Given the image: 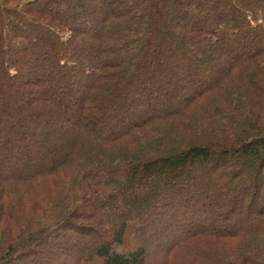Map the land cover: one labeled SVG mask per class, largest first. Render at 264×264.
<instances>
[{
  "label": "trees",
  "instance_id": "16d2710c",
  "mask_svg": "<svg viewBox=\"0 0 264 264\" xmlns=\"http://www.w3.org/2000/svg\"><path fill=\"white\" fill-rule=\"evenodd\" d=\"M39 111L62 129L24 133ZM6 120L0 264H152L158 238L157 264H264V0H0Z\"/></svg>",
  "mask_w": 264,
  "mask_h": 264
},
{
  "label": "rangeland",
  "instance_id": "374dc122",
  "mask_svg": "<svg viewBox=\"0 0 264 264\" xmlns=\"http://www.w3.org/2000/svg\"><path fill=\"white\" fill-rule=\"evenodd\" d=\"M78 1V0H77ZM176 8V7H175ZM174 8V9H175ZM173 9V10H174ZM181 12V13H180ZM94 13H96V11H94ZM180 13V15H179V22H181V25L182 26H184L185 28H186V30L187 29H190V26H192L193 25V23H194V21H193V17L189 14V13H183L182 11H181V9H178V8H176V15L177 14H179ZM229 13V12H228ZM94 16H96V15H93L91 18H89V19H87L86 20V22L87 23H91L92 25L94 24V22H95V20H94ZM212 20V17L209 19H207V20H204L205 21V25L206 26H210L211 25V21ZM89 21V22H88ZM90 24V25H91ZM157 37H159L158 39H154V42H155V46L157 45V46H160V47H162V50H160V51H162L164 54L166 53V51L165 50H163V48L165 49L166 47H168V46H170L171 44H172V42L170 41V39H168L167 37H165L164 35H161V36H157ZM178 43V47H182V44L184 43V40H180V41H178L177 42ZM154 45V43L151 45V47H154L153 46ZM162 45H164V47L162 46ZM90 46V45H89ZM239 51L237 50V51H234V54H237ZM166 55V54H165ZM228 55H231L230 53L228 54ZM192 56H191V52H189V55H186V53L184 52V54H182V60H183V62L186 64V65H189L190 67H192V68H195V66L197 65V64H195V62L194 61H192L190 58H191ZM221 58H222V55H220V56H218L217 58H215V59H208L209 61H210V63H211V67H209V69H208V67L206 68L205 67V70L207 71V69L208 70H210V71H214L215 70V72L218 70V67L220 66V65H222L223 64V62H222V60H221ZM208 61V62H209ZM148 62L150 63V65H152V63H153V59H152V57H149V60H148ZM166 64H168V62H166ZM173 71V70H172ZM176 73L177 72H174L173 74H174V76L176 75ZM56 79V77H55V75L54 74H52V77L50 78V79H47L45 82H44V84L45 85H50L51 83H52V80L53 79ZM160 77H158L156 80V85H159L160 84V86H161V82H162V80H160L159 79ZM152 80H154L155 81V79H152ZM161 81V82H160ZM199 83V82H198ZM41 84H43V83H41ZM43 84V85H44ZM196 85L197 84H195L194 85V87H196ZM20 103H18V105H19ZM67 104H69L68 102L67 103H65V104H63V107H67ZM17 105V104H16ZM67 112H69V115L74 119V116L75 115H77V111H75L73 108L71 109V108H69L68 107V109H67ZM37 114L38 113H34V112H32V115H31V113H29V116H30V118L34 121V124L32 123V124H25V126H23V127H21L22 128V131L25 133V132H28V129H30L31 131L32 130H34V127L33 126H44L41 122L42 121H44V122H49V121H51L53 124H54V126H51V127H54L53 128V130L54 129H57V131H60L61 129H62V122L59 120L60 118L59 117H54V119L52 118V119H50L47 115H44V114H42L40 111H39V114H38V116H37ZM40 116H41V118H40ZM11 122L9 121V120H6L4 123H2V124H0V130H2L3 132H6V131H8V130H11V124H10ZM51 125V124H50ZM29 134V133H28ZM27 136H29V135H27ZM56 143H59L58 141H46L45 143L44 142H41V144H42V146H43V149H42V153H44L46 156L43 158V159H41L42 161H44V162H41L40 160H35L34 161V164L33 163H30L29 161H30V156L29 155H27L28 157H26V160L24 161V164H27V165H25V170H22V172H24V173H27V172H30V171H34L35 169H37V168H40V166L42 167V165H50V167H54L56 164H58L59 163V161H61L62 159H64L65 157H66V155H65V153L62 151V147L64 146L65 148H66V144L68 143H66V142H64V144H63V142H60L59 144V146H57V144ZM49 147H51V150L50 151H48L49 149H47V148H49ZM49 152L48 154H46V152ZM35 163H39V164H35ZM44 167V166H43ZM27 170V171H26ZM2 172H3V169L1 170ZM194 174H195V176H197V177H199V175H200V172H199V170H194V172H193ZM200 181H203V179H201L200 177L198 178ZM197 191H195V193H196ZM195 198L196 199H198L197 198V196L195 195ZM202 198H203V196H202ZM241 198V196H239V199L236 201V203H241L240 202V199ZM228 206V205H227ZM260 207H261V205H259L258 203L257 204H254V205H252V206H250V207H248L247 208V213H246V216L244 217V223H246V222H248L249 220H250V218L253 216L254 217V215L256 216V212L260 209ZM215 211H217V210H215ZM121 217H123V215H121ZM213 224V223H212ZM221 226H224V225H222L221 224ZM221 226H219V224L217 223V222H215L213 225H212V227H221ZM145 228V227H144ZM154 229V226L152 227V224H150V226L149 227H147V228H145V229H143V234L144 235H146V233L147 234H149L150 235V233L152 232V230ZM76 240L77 239H79V236H76V238H75ZM166 239L167 238H165V239H161V238H158V239H156V240H154V241H152V242H150V245H149V255H148V259H149V261H151L152 262V264H157V263H159L158 261L160 260V253H161V249H162V247H163V245H164V243L166 242ZM161 243V245H160V247L158 246V243ZM82 244V243H81ZM35 258V257H34ZM162 259V258H161ZM150 262V263H151ZM34 264V263H33Z\"/></svg>",
  "mask_w": 264,
  "mask_h": 264
}]
</instances>
